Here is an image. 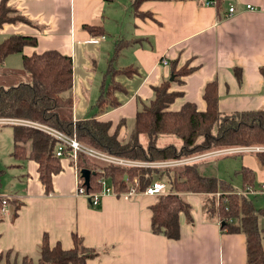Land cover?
Masks as SVG:
<instances>
[{"label": "crops", "instance_id": "crops-1", "mask_svg": "<svg viewBox=\"0 0 264 264\" xmlns=\"http://www.w3.org/2000/svg\"><path fill=\"white\" fill-rule=\"evenodd\" d=\"M8 4L38 26L6 23L0 35L37 36V46H26L25 55L50 49L71 55L73 119L96 114L112 122L110 132L124 120L118 127L120 140L127 136L137 111L155 96L154 86L174 80L173 70L183 65L192 71L172 83L171 90L182 93L171 109L179 110L189 101L205 110L204 86L214 79L221 112L264 109V76L260 71L264 66V0H221L214 5L199 0H147L140 9L151 12L153 16L148 17L134 14L131 0H9ZM231 6L236 8L233 15L228 13ZM90 24L101 26L104 33L94 34L85 27ZM109 36L112 42L107 40ZM119 38L136 41L121 50L117 66L138 65V70L115 77L124 86L115 92L120 105L98 112L95 103L101 88L112 81L106 70ZM21 58L22 54H11L0 67V73L7 71L8 79L18 76L13 84L27 80L22 69L7 68L12 67L10 62L21 65ZM104 62L107 67L100 81L94 70L99 66L102 70ZM237 68L241 77L235 72ZM0 86H6L5 81L1 80ZM172 136L163 134L164 139ZM256 151H262L263 157ZM224 153H242L239 173L248 168L254 173L255 187L264 183V149ZM20 161L12 163L25 169L19 174V194L2 195L8 199L5 208L0 202V255L7 250L34 255L45 233L53 246L60 243L64 249L71 248L72 233L76 232L87 246H109L111 250L110 255L90 258L86 264H248L246 234L222 230L219 220L209 218L204 210L205 194L187 195L194 221L190 223L182 215L181 237L167 238L151 231L155 194L109 192L91 207L88 197L77 193L76 167L69 157L62 159L63 168L53 176L50 191L39 178L37 162ZM243 182L242 174V186ZM258 217L264 231V213ZM0 264L7 262L0 259Z\"/></svg>", "mask_w": 264, "mask_h": 264}, {"label": "trees", "instance_id": "trees-1", "mask_svg": "<svg viewBox=\"0 0 264 264\" xmlns=\"http://www.w3.org/2000/svg\"><path fill=\"white\" fill-rule=\"evenodd\" d=\"M8 1L0 0V30L6 23L25 22L38 26L10 6ZM146 1L131 0L132 12L142 17L153 16L151 12L140 9ZM199 1L205 3L206 0ZM220 1L216 0V4ZM85 27L96 35L104 33L101 26L90 24ZM134 41L136 38H119L116 42L115 52L108 59L106 70L112 81L101 88L95 103L98 112L120 105L115 92L124 89V86L116 81L115 77L120 73L133 75L138 70V65L119 68L116 64L121 50ZM37 44V36L24 34H12L0 43V67L9 55L22 53L23 72L27 75V80L9 87L0 86V119L39 122L70 135L76 134L77 139L92 148L136 161H166L229 147L264 146V109L221 112L215 79L209 80L204 86L203 98L207 102L205 110H199L195 102L189 101L179 110L170 108L173 101L182 93L171 90L170 87L175 81L181 80V75L192 71L188 65L173 70L174 80L167 79L154 86L155 96L137 111L133 127L122 140L119 139L118 127L124 124V120L114 132H110L112 122L99 119L96 114L76 121L72 117V112L71 114L65 112V109L73 110L71 91L74 82L73 57L57 49L34 52L32 55L24 54L26 46H37ZM260 71L264 76V66L260 67ZM235 72L241 77L238 68ZM11 125L14 130V157L19 160L36 161L39 178L47 191H50L53 176L63 168L62 159L69 157L73 163L69 146L66 147L64 156H58L57 138L32 126ZM166 133L181 137V145L177 146L173 142L158 145L160 136ZM256 153L260 158L263 157L262 151ZM77 163L82 168L91 170V182L87 190L93 193L102 188L98 182L101 175L109 179L113 191L117 194L143 193L155 180L156 174L160 173L161 179L163 175L166 176L165 182L168 188L156 194L152 204L151 231L163 234L167 238L181 237L182 215L188 222L194 221L193 205L187 195L205 194L203 196L205 214L211 219L219 220L222 230L244 232L248 264H264V231L259 225L258 217L260 213H264V207H257L247 195L238 194L231 180L216 175L201 174L197 161L166 166L116 165L80 152ZM3 172L4 170L0 168V186ZM241 173L244 180L243 188L248 185L254 186L252 170L243 168ZM218 191L223 193L219 203L215 195ZM224 197H227L226 202ZM72 237L74 245L64 249L60 243L53 246L49 235L45 233L36 254H21L7 250L0 255V259H5L7 264H86L90 258L111 254L109 246L101 248L87 246L84 237L76 232L72 233Z\"/></svg>", "mask_w": 264, "mask_h": 264}, {"label": "built area", "instance_id": "built-area-1", "mask_svg": "<svg viewBox=\"0 0 264 264\" xmlns=\"http://www.w3.org/2000/svg\"><path fill=\"white\" fill-rule=\"evenodd\" d=\"M214 5L216 4V0H206L205 3ZM251 6V5H250ZM236 8L234 6H231L229 8V15L235 14ZM98 40V39H95ZM164 61L167 63V59H164ZM0 123H12V124H22V125H28L32 126L35 128H38L54 138L58 139V146H57V155L58 156H64L66 147L69 146V153L70 156L73 159V164L76 167V183H77V193H81L86 195L90 202L92 203L93 206L98 205L101 197L104 194H108L109 192H114L112 189V186L109 183V179L107 177L101 175L99 176L98 182L101 185V189L99 191H94L89 192L87 190V185H86V179L83 176L82 173V167L78 165L77 160L79 158V153L82 152L86 154L87 156L91 158L98 159L100 161H103L105 163H114L116 165H130V166H137V165H147V166H166V165H181V164H186V163H194L195 161H199L202 159H205L207 157H210V155L213 154H219V153H224V151H239V150H261L264 149V146H258V145H253L252 147L250 146H239L236 148H224V149H219V150H210V152L206 153H198L195 154L194 156H188V157H181V159H173V160H166V161H139V160H132L129 158L125 157H119L117 155H114L112 153H107L105 151H102L97 148H92L84 143H82L79 139H77V135H70L66 133L65 131L59 130L57 128L39 123V122H34V121H28V120H22V119H0ZM167 187V184L165 181L162 179H156L152 181L150 185H148L143 193L148 194V195H153V194H159L163 191H165ZM264 192V183H261L258 187H255V185H248L246 186L242 192H238V194L241 195H247V194H257ZM216 197H217V202H220V199L223 196L222 192H216ZM248 196V195H247ZM224 200L226 202L227 197H224ZM0 202L2 203L3 207L7 206L8 204V199L7 198H1L0 197ZM5 210V209H4ZM5 212V211H4Z\"/></svg>", "mask_w": 264, "mask_h": 264}, {"label": "rangeland", "instance_id": "rangeland-1", "mask_svg": "<svg viewBox=\"0 0 264 264\" xmlns=\"http://www.w3.org/2000/svg\"><path fill=\"white\" fill-rule=\"evenodd\" d=\"M6 38L3 37V35H0V43L5 40ZM110 42L113 41V38L109 36L107 38ZM22 54V53H18ZM103 62V61H102ZM10 65L12 67H7V68H20L24 70V62H23V54L21 58V65H17L13 62H10ZM104 67L102 70H100V66L97 68V70H94L97 75L101 76V79L103 78V73L106 70L107 65L104 62ZM7 71L3 70L0 73V81L3 80L5 81L6 87H9L10 85H13V80L15 78H18V76L12 77L11 79L7 78L6 75ZM99 81V82H100ZM15 83V82H14ZM66 113L72 112L70 109H65ZM134 121L129 122V130L132 128ZM146 139V136H143ZM174 138L171 139H164L163 135L159 138L158 140V145H164L169 142H173L175 145L180 146L182 143V138L174 135ZM260 146V145H258ZM252 147V146H250ZM231 148V147H229ZM236 148V147H232ZM13 149H14V130H13V125L11 124H3L0 125V168L4 170L2 177H1V186H0V197L1 198H6L7 196H2V195H8V194H19L18 191L19 187L21 186L22 182L21 179L22 177L19 175L22 171L25 169H19L16 166H13V162L19 163L22 162L18 160L16 157L13 155ZM219 150V149H216ZM206 153V152H205ZM215 155V154H213ZM211 156L209 159L206 160H199L197 161L199 164V171L201 174L204 175H216L221 178H228L232 181L234 188L236 189L237 192H242L243 191V186H242V174L239 173V168L242 166L241 164V156L242 153L239 154H228L224 153V155H219V156ZM257 155V154H256ZM194 156V155H193ZM258 156V155H257ZM203 161V162H202ZM196 162V161H195ZM194 162V163H195ZM202 162V163H200ZM156 174V173H155ZM160 173L155 175V178H159ZM166 176L163 175V181H166ZM168 188V187H167ZM167 188L165 190H167ZM7 192V193H5ZM115 193V192H113ZM262 193V192H261ZM257 193V194H247L249 198L252 199V201L257 205V206H263L264 207V193ZM88 202L90 206L92 207V203L90 202L88 198ZM263 231V229H262ZM111 247V246H110Z\"/></svg>", "mask_w": 264, "mask_h": 264}, {"label": "water", "instance_id": "water-1", "mask_svg": "<svg viewBox=\"0 0 264 264\" xmlns=\"http://www.w3.org/2000/svg\"><path fill=\"white\" fill-rule=\"evenodd\" d=\"M172 78H174V76ZM82 173H83L84 178L86 179V185L89 188L90 182H91V178H90L91 170L88 168H82Z\"/></svg>", "mask_w": 264, "mask_h": 264}]
</instances>
